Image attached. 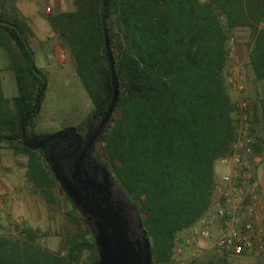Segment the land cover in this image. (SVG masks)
<instances>
[{
  "label": "trees",
  "instance_id": "obj_1",
  "mask_svg": "<svg viewBox=\"0 0 264 264\" xmlns=\"http://www.w3.org/2000/svg\"><path fill=\"white\" fill-rule=\"evenodd\" d=\"M72 1V9L46 19L91 102L88 116L75 127L81 132L87 122L95 125L110 101L105 28L119 95L96 143L115 184L136 209L152 263L168 264L177 234L208 209L215 161L233 139L236 105L226 77L235 29L251 30L249 66L255 78L264 79V0ZM30 36L27 17L14 4L0 2V50L16 84L8 99L0 79V142L27 155L26 175L44 190L57 181L46 163L47 145H38L45 135L35 129L47 77L35 63ZM252 114L264 136V96L253 103ZM260 136L252 142L254 154L262 150ZM77 215L78 232L58 251L38 246L26 227L18 228L17 237L0 236V264H96L94 230ZM220 258L208 264H223Z\"/></svg>",
  "mask_w": 264,
  "mask_h": 264
},
{
  "label": "rangeland",
  "instance_id": "obj_2",
  "mask_svg": "<svg viewBox=\"0 0 264 264\" xmlns=\"http://www.w3.org/2000/svg\"><path fill=\"white\" fill-rule=\"evenodd\" d=\"M0 2L7 6L14 4L26 17L32 10L33 12L29 15L32 19L44 20L48 25L46 18L49 14L57 10L73 8L72 0H0ZM261 26L264 27V22ZM39 30V36L33 32V36L29 37V43L36 65L46 74L47 85L39 111L35 116V129L41 134L48 135L84 121L90 111L91 102L59 38L50 26L46 25L43 29V26L39 24ZM252 45L253 37L249 28H237L233 31L228 42L226 82L231 100L236 105L235 115L240 112L241 102H247V108L242 113L246 115L251 141H256L260 135V138H263L262 150L251 156L249 166V172L252 175L251 186L257 192H261L264 190V136H262V123L252 124V106L264 96V79L255 78L250 69L248 58ZM0 79L2 92L6 98L10 99L16 94V84L1 50ZM230 79L239 80L242 89L232 87ZM253 125L255 132H252L250 128ZM234 126L235 133L237 122ZM89 129L90 124L87 122L80 133L85 134ZM101 150L103 148L100 142H97L93 150V159L103 163ZM254 156L257 157L256 160L252 159ZM27 160L26 154L15 152L0 142V236L17 237L21 235L19 229L26 227L38 246L50 251H58L69 234L78 232L79 222L74 217L81 212L58 182L45 186L44 190L37 188L26 175ZM46 163L49 165L48 161ZM113 191L124 197L116 184L113 186ZM130 213L135 217L133 210ZM89 225L91 226L90 223ZM192 226L177 234L168 264L174 262V247L182 246V239L192 233ZM91 228L93 229L92 226ZM221 229L220 224L215 225L213 233L217 234ZM180 256L185 259L186 264H199L203 260L207 261L205 264H208V261L220 257L223 264H264V237L260 248L242 254L220 249L215 247L211 240L200 238L192 247L183 246Z\"/></svg>",
  "mask_w": 264,
  "mask_h": 264
},
{
  "label": "water",
  "instance_id": "obj_3",
  "mask_svg": "<svg viewBox=\"0 0 264 264\" xmlns=\"http://www.w3.org/2000/svg\"><path fill=\"white\" fill-rule=\"evenodd\" d=\"M104 34L112 94L103 115L95 125L89 122L90 129L84 135L70 125L45 135L38 145L47 143V161L55 180L93 227L98 250L96 264H153L149 238L135 207H130L125 196L113 191L115 181L109 169L92 157L95 143L108 124L119 95L105 28ZM37 101L32 111L37 109Z\"/></svg>",
  "mask_w": 264,
  "mask_h": 264
},
{
  "label": "built area",
  "instance_id": "obj_4",
  "mask_svg": "<svg viewBox=\"0 0 264 264\" xmlns=\"http://www.w3.org/2000/svg\"><path fill=\"white\" fill-rule=\"evenodd\" d=\"M229 82L232 87L242 89L239 80L230 79ZM240 107L239 114H232L237 127L229 150L215 161V173L220 171V180L216 182L210 205L193 224L192 233L183 237L182 246L174 247L175 260L172 264H186L180 256L183 246L192 247L200 238L209 239L215 247L235 254L262 245L264 190L257 192L251 186L249 166L254 153L246 115L242 113L247 108V102H241ZM218 224L222 229L214 234L213 227Z\"/></svg>",
  "mask_w": 264,
  "mask_h": 264
},
{
  "label": "crops",
  "instance_id": "obj_5",
  "mask_svg": "<svg viewBox=\"0 0 264 264\" xmlns=\"http://www.w3.org/2000/svg\"><path fill=\"white\" fill-rule=\"evenodd\" d=\"M31 12H33L31 10ZM31 12L29 14H27V21H28V24L30 25L32 31L37 34V36H39L40 34V30H39V24L43 26V29L44 27L49 26L44 20H41L39 21L38 18H34L32 19L29 15L31 14ZM39 21V22H38ZM216 180L219 181L220 180V171H217L216 172Z\"/></svg>",
  "mask_w": 264,
  "mask_h": 264
},
{
  "label": "flooded vegetation",
  "instance_id": "obj_6",
  "mask_svg": "<svg viewBox=\"0 0 264 264\" xmlns=\"http://www.w3.org/2000/svg\"><path fill=\"white\" fill-rule=\"evenodd\" d=\"M80 133V132H79ZM80 134H82V133H80ZM82 135H84V134H82ZM46 145H47V143H45Z\"/></svg>",
  "mask_w": 264,
  "mask_h": 264
}]
</instances>
